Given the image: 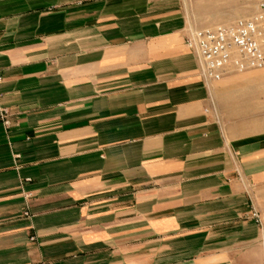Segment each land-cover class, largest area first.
I'll list each match as a JSON object with an SVG mask.
<instances>
[{"label":"crops","instance_id":"0c3cea01","mask_svg":"<svg viewBox=\"0 0 264 264\" xmlns=\"http://www.w3.org/2000/svg\"><path fill=\"white\" fill-rule=\"evenodd\" d=\"M177 2L0 0V264H264Z\"/></svg>","mask_w":264,"mask_h":264},{"label":"rangeland","instance_id":"374dc122","mask_svg":"<svg viewBox=\"0 0 264 264\" xmlns=\"http://www.w3.org/2000/svg\"><path fill=\"white\" fill-rule=\"evenodd\" d=\"M177 3L178 14L193 30L230 25L252 17L257 11V0H178ZM210 91L215 119L227 138L254 144L262 151L253 162L246 163L254 176V204L264 238V69L226 76L211 84Z\"/></svg>","mask_w":264,"mask_h":264},{"label":"built area","instance_id":"2783aa9c","mask_svg":"<svg viewBox=\"0 0 264 264\" xmlns=\"http://www.w3.org/2000/svg\"><path fill=\"white\" fill-rule=\"evenodd\" d=\"M185 46L195 57L198 75L206 86L232 74L263 70L264 0H257V11L250 18L214 28L190 29ZM255 218L259 221L258 215Z\"/></svg>","mask_w":264,"mask_h":264}]
</instances>
